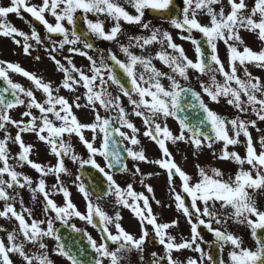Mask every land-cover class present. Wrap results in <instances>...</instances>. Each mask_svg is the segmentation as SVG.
Segmentation results:
<instances>
[{
  "label": "snow or ice",
  "instance_id": "obj_1",
  "mask_svg": "<svg viewBox=\"0 0 264 264\" xmlns=\"http://www.w3.org/2000/svg\"><path fill=\"white\" fill-rule=\"evenodd\" d=\"M126 2L134 8L136 15L126 11L117 0H42L40 5H29L28 0H10V6H0V37L11 38L16 45L22 47L25 55L31 54L30 41L42 43L34 28L31 35H28L8 23L9 14L15 13L22 19L20 13L23 11L42 24L48 34L62 36L63 39L58 44L59 49L69 46L67 50L70 54L85 57L89 61L90 71V74H86L77 68L69 57H65L68 65L66 67L56 59L55 55H52L57 51V42H51L52 48L47 49L50 53L49 58L56 64L57 71L64 75L60 87L68 91H75L78 86L83 87L86 90L84 94L86 103L81 105L79 103L81 97L77 96L73 103H69L65 97L55 94L59 88L54 89L51 83L44 82L41 77L24 70L18 64L0 60V81H3L5 85L0 87V132L4 133L3 139H0V165H2L0 166V201L4 202L3 210H0V218L14 219L17 222V226L12 231L0 227V232L7 233L6 241L0 240V264H14L13 255L20 258L21 264H55V261L50 258V250L44 242L45 238L56 241L55 249L51 250L54 255L65 258L69 264H83L60 242L53 218L31 219L29 222L25 217L27 215L31 218L32 211L24 207L22 199L19 201L21 211L16 210L14 204L18 193L11 195L9 190L15 192L16 189L24 188L33 194V199L37 194L43 196V210L45 213H54L55 220L66 224L70 217L75 216L101 231L102 242L99 244L91 236L87 237L89 245L96 253L93 264H103L105 259L109 260L110 264H121L127 253L132 250L142 252L149 236L146 225L152 227L156 241L164 249L163 256L152 253V264H164L165 261L167 264H178V261L173 259L172 253L183 249L200 254L199 261L189 258L187 264H204L205 260L209 264H217L213 256L201 247L205 241L198 231L200 226L213 235L219 252L222 253L226 246H231V251L228 253L229 264H264V237L258 234L264 232V210L258 207L254 195L264 190V137L260 139L262 150L257 153L249 131L251 127L259 132L257 120L264 121V83L258 77H253L246 67L247 64L254 63L256 67L264 68V49L254 52L247 46H244L242 51L238 48V45L244 44L240 35L241 30L256 33L258 39L264 42V0H254V5L250 9L246 0H227L229 6L227 13L222 0H182L183 7L180 15L169 17L168 22L181 33H187V35H181L180 39L187 40L194 46L195 61L188 58L183 47L174 42L169 32H161L158 28H153L150 22L143 21L145 9L166 14L174 0H126ZM214 5H221L218 12ZM78 12L83 15L77 17ZM200 12L209 17L207 25L199 22L197 17ZM46 13L54 18V24L49 23L45 18ZM89 13L98 18L95 21L88 19ZM99 16L109 17L114 21V25L105 31L104 22L99 19ZM78 20L83 21L86 32L77 31ZM121 21L130 25H139L150 33L146 36H129L127 46L120 44L119 50L125 60H121L109 50L107 57L101 54L98 63L97 59L89 55L87 51L76 47L83 43L84 49H92L91 43L82 40L83 36L89 34L104 41L118 42V37L123 34ZM65 22L71 26V30L65 27ZM194 31L201 34L200 40L193 37ZM220 41L227 47V70L218 56L217 43ZM154 44L160 45V51L155 55L146 54L148 47ZM133 48L139 49L142 54H135L131 51ZM36 59L39 60V57ZM153 60L160 61L170 70V73L158 70ZM238 67L243 68L244 79L238 76ZM138 68L141 70L137 71ZM117 69L131 85L130 88L118 78ZM189 69L201 76L212 74L208 84L201 82L199 85L203 95H206L211 102L219 103L220 98L223 97L227 104L239 113L245 114L251 109L256 119L243 120L239 116L226 119L212 111L202 99L201 93L181 84V79L188 81ZM10 72L25 77L34 89H26L21 84L13 82ZM217 73L223 77L222 83L216 80ZM165 79L168 81L167 87L161 82ZM112 85L119 89L122 96L127 97L128 103L132 106L131 113L127 112L122 105L121 95L114 96L108 91ZM34 91L44 94L43 102L37 100ZM9 93L12 99H6ZM183 100H188V103L182 104ZM97 105L105 112H114L115 115L101 116ZM20 106L26 109L22 117H27V121L13 120L9 115L10 110ZM82 106L91 108L94 114L92 123H81L73 113L74 107ZM186 108H199L204 113L203 118L197 124L189 123L187 117L179 118L178 113ZM33 109L39 112V117L33 115ZM130 115L141 119L145 128L143 135L158 145L161 158L148 160L143 149L135 150L134 147H126L124 151L134 162L152 163L165 170L173 193H175L174 179L179 177L182 182V191L187 198H190V204L186 205L185 198L180 194H175L174 200L177 210L182 211L190 225V239L182 238L180 242H177L175 237L167 235V230L177 226V222L158 223L148 197L143 193H137L132 184L121 188L113 175L105 171V168L97 164L95 160L96 156H101L108 169L119 165L121 171H128L127 164L122 162L123 157L116 147L117 142L114 136H119L122 141H127L132 146L140 144L137 136L139 129L130 121ZM168 118L178 120L179 134H173L163 122ZM56 122H59V126ZM114 124H118L119 127H115ZM205 124L210 127L211 134L203 130L202 126ZM8 125L17 129L15 136L7 131ZM229 127L232 135L229 134ZM122 128L129 129L131 135L122 131ZM85 130L93 133L92 141H95L98 136L101 137L99 147H95L92 141L85 138L83 134ZM24 133H34L39 141L48 145L50 153L57 158V164L45 167L33 162L30 159L32 145H27L23 141ZM73 135L78 137L87 149L89 154L87 160L77 156L71 143L65 142V136L70 138ZM241 136L246 141V155L243 158L237 152L228 150L229 146L240 143ZM9 141L19 146V152L15 157H12L8 150ZM167 142L172 144L184 142L197 151L203 147L211 149L214 143L222 142L223 148L218 159L233 161L240 166V170L234 178L229 177L228 180H224L223 173L218 169H211L212 175H208L206 169L197 165L199 180L192 183V177L174 162ZM64 157H68L74 163L79 162L81 168L90 165L103 174L107 181V188L102 195L97 196V199L114 196L118 205L130 209L140 222L139 238L125 231L121 226L119 221L122 217L119 212L115 216H109L95 205L82 183L78 185V191L87 202L86 213L82 214L77 210L70 199V192L60 180V174L67 173ZM10 159H15L19 167L27 165L39 173L41 178L35 182V187L34 181L29 176L17 172L10 165ZM245 164L249 165L251 170H244ZM50 174L56 178L53 189L62 193L64 197L63 206H58L46 190L44 177ZM133 174H141L138 166L135 167ZM5 176L8 179H5ZM140 183L143 184V180ZM144 186L147 192H153L151 186ZM198 204L203 207L201 208ZM230 220L247 225L255 241V250L243 247L242 239L228 232L224 226ZM213 223L220 227L214 228ZM44 224L46 228L41 227ZM109 225L114 227L115 234L109 230ZM73 230L79 231L74 225ZM85 235L87 236V233ZM109 241L117 245L115 250H109L107 243ZM26 244L32 245L37 251L31 253L26 251ZM218 264H225L224 259L221 258Z\"/></svg>",
  "mask_w": 264,
  "mask_h": 264
},
{
  "label": "rangeland",
  "instance_id": "obj_2",
  "mask_svg": "<svg viewBox=\"0 0 264 264\" xmlns=\"http://www.w3.org/2000/svg\"><path fill=\"white\" fill-rule=\"evenodd\" d=\"M28 3H29V5H40L42 3V0H28ZM222 3H223V6L225 8V13H227L229 11L228 10L229 6L227 5V0H222ZM252 3L253 4H249L248 3L249 9L254 5V1H252ZM2 5L3 6H9L10 5V0H2ZM220 6L221 5H214L213 7L218 12ZM181 7H183V4L181 5ZM147 10L148 9L144 10V17H143V21L144 22H149V20H150L148 14H147ZM134 12H135V10L133 9L132 15H136V13H134ZM14 15L16 16L15 13H14ZM90 15L93 16V14L89 13L88 14V19H90ZM45 17H47L49 23H53V24L55 23L54 18L50 14L46 13ZM197 18H198L199 22L201 24H203V25H207L209 23V17L207 15H205L203 12L198 13V17ZM99 19L104 22L105 31H108L114 25V21H112L107 16H99ZM7 21L8 22L10 21V15L7 17ZM123 25L124 24L121 21L122 30L125 28ZM134 26H139V25H134ZM168 26H169V28L171 30L170 34L172 35L174 42L176 44L180 45L181 47H183V49L185 50V54L188 56V58L192 59V57H193L192 60L195 61V57L196 56H195L194 46L189 41L180 39L181 35H187V33H181L180 30L173 28L170 23H169ZM65 27L68 28L67 25H65ZM28 30H29V32H25V33L28 34V35H31L32 29H28ZM37 32H39V31H37ZM44 33L45 34H43L42 30L39 33V36H41L40 38H41V41H42L43 44L41 43V44L34 45L37 49L35 51H33L34 49H31V54L30 55H26L25 56L26 58L23 59L22 62L23 63L26 62L25 64L27 66L30 65L33 68V70L35 68H38V66H40V64L42 62H44V67H40L41 70L45 69V71L43 73H40L41 76L43 77L44 75H48V77H49L51 74H53V76L51 75V81L50 80H45L44 82L51 83V85H52V87L54 89L59 88V90L62 91L63 94H64L63 97L68 99L69 102L73 103L75 101V98L77 96L81 95L80 104L84 105L86 103V101L84 99V94H85L86 90L83 87H79L78 86L75 91H68V90L63 89V88L60 87V85L63 82L64 75H63V73L57 71V66L49 58L50 53L47 50V49H51L52 48V43L51 42L54 41V40L51 39L46 32H44ZM149 34L150 33L148 31H145V30L142 29V32L135 33V34L132 33L131 35H133V36H146V35H149ZM192 35H193L194 38L201 36L200 33L195 32V31L192 33ZM240 35H241V38L244 41L243 45H238V48H239L240 51L243 50L244 46H247L248 48H250L254 52H259L260 50L264 49V42H262V41H260L258 39L256 33L241 30ZM56 42H57V51L55 53H52V55H55L57 60H60V62L62 64H64L66 67H68L67 62L65 60V57H69L72 60L73 64L77 68L83 70L86 74H90V71L87 70V69H89V61L85 57H83V59H82V56L75 55V54H70L68 52V50H67L69 46H65L64 49H59L58 44H59L60 40H58ZM150 47H152L151 49H155L156 48L154 45L150 46ZM40 49H42V55L44 56V57H42V59L40 58V54H41V50ZM217 49H218V56L221 59V61L224 63L225 68L227 70V66H228L227 47L224 45V43L222 41H220V42L217 43ZM138 51H139V49L137 50V53H138ZM169 51H171V50H169ZM14 52H17L19 54L24 53L23 50H15ZM146 54H147V52H146ZM149 55H155V51H152V53H150ZM36 57H39V60H37ZM81 60H84V61L87 60V62L85 61L83 63V62H81ZM246 67H247L248 71L251 73V75L253 77H258L261 80V82L264 83V68L256 67L254 63L247 64ZM140 70L141 69H139V68L137 69V71H140ZM161 70H162V68L160 67V71ZM237 74H238V76H240L241 79H244L243 68H239L238 67V73ZM211 75H212L211 73H209L208 75H204V76L199 75L197 77L198 81L194 80L192 82V84L196 83V84L200 85L201 82H203L205 84H208L210 82V76ZM15 79H17L18 83L21 84L22 86H24L25 88L26 87L34 88V86L31 84L30 81H28L26 78H24V77H22V76H20L18 74L16 75ZM44 79H47V78H44ZM216 80L218 82L222 83L223 82V77L220 76L217 73L216 74ZM233 87H235V85H233ZM59 95H61V94H59ZM242 99H246V98L242 97ZM205 100H207V102L209 104V107H210V109L212 111L216 112L218 115H220V116H222V117H224L226 119H233L235 116H237V113H238V115L242 114V113H239L235 108L229 106L227 104L226 100L223 97L220 98V102L219 103L211 102L208 97L205 98ZM222 103H224L223 107H222ZM98 111L100 112L101 116L105 115V114L103 115V110H101V108H100V110L98 109ZM250 111H251V109H249V111L247 113H250ZM85 112H87V114ZM91 112H92V110H91L90 107L86 108V107L82 106V107L78 108V110L75 109L74 114L77 117L81 116L82 122H84L86 120V117H90L92 115V114L90 115ZM109 115H115V113L113 112V113H110ZM105 116H108V115H105ZM135 118H136L135 116H131V115L129 116V119H130L131 122L134 121ZM92 119H93V117L91 116V119L88 118V120L85 121L83 124L92 123L93 122ZM255 119H256V117H254V120ZM166 122L169 124V129H170V131L173 134H179V131H180L179 125L175 124L174 119L168 118L166 120ZM257 128L260 129L259 132L256 131V129L251 128V127L249 128V131L253 132L254 138L256 137V139L264 137V121H258L257 120ZM123 131H125L129 135H131V131L129 129L123 128ZM142 131H144V130H142ZM90 133H91L90 131L85 130L83 134H84L85 138H86V136H88L87 139L89 141H92V138L89 135ZM229 134L232 135L230 127H229ZM186 135H188V134L186 133ZM98 138H100V136H98ZM66 139H67L68 142L71 143V145H72V142H73V146L79 140V138L75 137L74 135L72 137H70V138L68 136H66ZM144 139L145 140H140V141L144 142V141H147L149 138H144ZM239 139H240V143H238L237 145H234V146H229L228 150L230 152L231 151H235L240 156L242 155V157H245V155H246V150H245L246 149V141H243L245 139H241V138H239ZM252 140H253L254 144L256 142V144L258 145V147L256 146V149L258 150V153H259L262 150L260 141H256L254 139H252ZM100 141L101 140L99 139V142ZM125 142H127V141H125ZM180 143H183V145H180ZM170 144H171L172 148L175 150V151H173V150L172 151L174 152V154L177 157L178 161H180V162L177 163L178 166L183 171H185L187 174H189L191 176L192 175L193 176H199L198 169L196 167L197 165H199L200 167L206 169L207 171L210 170V171H208L210 173V175H212L211 169H213V168L214 169H218L219 171H221V170L224 171L225 170V168L222 167V165L224 163V160L218 159V156H219V154L221 152V149L223 148V143L222 142L214 143L213 147L211 149H209L207 147H203L199 151L195 150L194 148L190 149L189 147H187L190 144H186L184 142H178L177 148L171 142H170ZM127 145H130V144H128V142H127ZM83 147H84V145H83ZM132 147H134L135 150L143 149L144 152H145L146 157L148 158V160H155V159L161 158V153L149 141H148V144L146 146L143 143L142 146L141 145H137V146H132ZM186 149H188V152H186ZM73 150L75 151V147H73ZM190 152H191L192 156L190 155ZM213 153H215V155ZM173 159H175V157H173ZM66 160H67L68 164L71 163V159H69L68 157H66ZM134 163H136V167L138 166L140 168V170L142 171V174H140V176L146 177L148 185L156 187V192H159V194L156 193V195L159 196V197H157V199H158L157 201H159V204H157V202H156V204L153 205L151 207V209L156 208L158 210V212L161 210L164 215L166 214V212L169 213L171 205L169 204L168 201H165V198L163 196L165 194V192L168 191V189L166 188L167 184H166L165 178L162 179L161 177L158 176V174H161V172H158V171L161 170V168L158 165H155V164H152V163L134 162V161L131 160V164L134 165ZM231 164H234V162L231 161ZM133 165H130V167L133 166ZM31 174L34 175L33 173H31ZM130 176H132V175H130ZM229 177L230 176H226L223 179L224 180H228ZM232 178H234V176H232ZM60 180L63 182V186L65 188H67V190L70 192V194H71L70 199H71L72 203L76 206V208H80L78 206V204H77V203L81 202V197L79 195V191H78V189H76L77 185H75L74 183H71L69 181H67L65 183L62 178ZM193 183H195L194 180H193ZM138 185L139 186L140 185L143 186V184L140 183V182L138 183ZM52 191H51L50 194L55 199L54 198H51V199H53L54 202L58 201V199H60L62 201L61 204L63 206L64 197H63L62 193L56 192L53 188H52ZM249 191H251V190H249ZM254 195H255L256 202L258 204L260 203V200H261L260 196L264 200V190H261V195L259 194L260 196L258 194H256V193ZM76 201H77V203H76ZM86 203L87 202H85V204ZM80 204H83V203H80ZM259 205H260L259 208L261 210H264V207L261 204H259ZM97 206H99L101 208V210H103L107 215L113 216L111 207H107L108 203H106L105 201L99 202V204H97ZM198 206H200L201 208L203 207L202 205H199V204H198ZM84 209H85V212H86V205L84 206ZM173 210H174V212L176 214L180 215V213H179L180 211L178 212L175 208H173L172 210H170V213H169L171 219L175 217V215L173 213ZM205 219H207V218H205ZM74 220H75V216H72L71 217V221H74ZM82 223H84V220H82ZM119 223L123 224V226H122L123 228L126 227L123 218L119 221ZM127 226H130V232L139 233V226H138V222L137 221L132 220V223H130ZM225 226L228 227V229H227L228 232H230V233H232V234H234V235H236V236H238V237H240L242 239V241H243V245L242 246L243 247L255 250V246H254L255 243H253V241H252L253 239H252V236H251V231H250L249 228L245 229V227H247V226H238V228L241 231L242 235H241V233H239L237 231L236 228H234L235 224L233 226L230 221ZM132 227L134 228V230L132 229ZM213 227L215 228V227H220V226L215 225L213 223ZM109 228H110L111 232L113 234H115L114 227L112 225H109ZM234 229H236V231ZM137 235L138 234H136V236ZM204 241H205V243H202L201 247L204 249L205 252L208 253V249H209L208 247L211 246L210 243L213 242V240L211 238H208L207 240L205 239ZM34 250L37 251L36 248H34ZM226 250L230 251L231 250V246L230 245L227 246V249L224 248V251H223V254H225V255L227 254L226 256L228 258V252L229 251L227 252ZM49 255H50V258L53 261H55V264H68V263H65L64 260L61 257L54 255L52 253V251H50ZM135 255L136 256H134L135 257L134 261H136V264H152V259H153L152 252H146V254L141 252V253H137ZM146 255H149V256H146ZM199 257H200V254L194 252V259L199 261ZM140 258H142V259H140ZM123 261H124V259H123ZM103 264H110V261L105 259ZM204 264H209V263L207 262V260H205Z\"/></svg>",
  "mask_w": 264,
  "mask_h": 264
},
{
  "label": "flooded vegetation",
  "instance_id": "obj_3",
  "mask_svg": "<svg viewBox=\"0 0 264 264\" xmlns=\"http://www.w3.org/2000/svg\"><path fill=\"white\" fill-rule=\"evenodd\" d=\"M0 6H3L2 0H0ZM9 15H10V21L8 23L12 24V26H15L17 29H19L23 32H25V30L28 31V29H31V27H35L34 24H36V27H37L36 29H39V30L41 29L44 32H46L44 26L42 24H40L39 22L34 23V19L28 13L21 11L20 16L23 17L22 19L19 18L17 15L15 16L14 13H11ZM65 25H67L66 22H65ZM67 26L70 28L69 25H67ZM69 30H71V29H69ZM92 36H93L94 40L97 42V44H99L101 47H103L106 51L109 52V50H111V52L115 53L114 50L116 49V44L114 42L104 41V40L97 38L94 35H92ZM77 46H79L82 49L83 43L78 44ZM87 52L89 55L93 56V58L97 59V62L99 63V59H100V56L102 54L100 51L87 49ZM117 57L120 58L121 60H125L124 55H122V57L120 55L119 56L117 55ZM0 60H2L1 57H0ZM15 60H18V59H15ZM106 62H108V61H106ZM190 73L193 75V70H190ZM9 75H10V78L13 80V82L18 83L17 79H15L16 78L15 73L10 72ZM183 81L184 80L181 79V83H183ZM162 83H164V81H162ZM165 87H167V86H165ZM26 89H29V88L26 87ZM108 91H110L114 96L121 95L119 92V89L116 88V86H114V85L110 86L108 88ZM34 94H35L38 101L43 102L44 94L42 92L34 91ZM121 103L124 107H126V105L128 104L127 97H124L121 95ZM25 110L26 109L23 106H20V107H17V108L10 110L9 115L11 116V118L13 120L23 119L24 121H27L28 120L27 117H22V113ZM33 115L39 117V112L37 110L33 109ZM56 125L59 126V122H56ZM7 130H12L13 134H16V131H17V129L11 125L7 126ZM8 132L10 133V131H8ZM34 136H36L34 133L22 134V137H24V139H26L27 141H30ZM3 137H4V133L0 132V139H3ZM33 141H36V142L32 144V149H33L32 152L33 153H32V155L30 154V159L31 160L33 159L32 160L33 162H34L35 158L41 159V161L38 163L44 165L45 167L55 166L57 164V158L53 154L50 153V149L48 148L47 152L43 153V151L41 150V143H39L40 142L39 139H36ZM8 150H9L11 155H15L16 154L15 151L17 150L16 144L9 145ZM44 160H46L48 163L46 164ZM9 163H10V165H12L15 168V170L17 172H20V173H23L24 175L29 176L34 181L33 186L35 187V182H37L41 178L39 173H37L34 169H28L29 166H27V165H25L24 167H19L17 165V161L15 159H10ZM0 166H2V165H0ZM78 168H79V164L77 165L76 163L73 162L72 166H71L72 170L70 171V173H69V170L67 169V173H61L60 174V179L62 178L64 180V182H66V176L69 175L71 183L78 182V180L76 179L78 177ZM31 173H33L34 175H32ZM4 178L8 179L7 176ZM44 179H45V183H46V188L51 187L52 185H54L56 183V178L54 175L50 174L47 177H44ZM127 179H124V178L120 179V180H118V183L124 184L127 182ZM179 180L180 179L178 177L174 180L173 187L175 188V193L172 192L171 187H166V188H170V191L165 192V194L163 195L165 198V201H168L169 204L171 205L170 210H172L173 208H175L177 210L176 202L174 200L175 194H180L183 198H185L186 205L190 204V198H187L186 194L183 193V191H182V187L178 185ZM119 186L121 188H126L127 185H119ZM9 192L11 195H16L18 193L17 200L18 201H20L21 199L23 200L24 207L28 208L32 211V216H34L35 212H36V219L45 220L46 218H53V224H54L55 229L58 227V225L62 224L60 221L54 219L55 214H53V217H51L50 212H48V213L44 212V210H43L44 209V203H38L37 205H35V203L33 201H31L33 199V194L27 188L16 189L15 192H13L12 190H9ZM136 192L137 193H143L145 196H147L149 199L150 206L155 205L157 200H158L157 197H159L156 195V193L159 194V192H156V189L152 193L147 192V190L140 191V192L136 191ZM108 198H109V204H110V207L112 209L113 216H115V214L117 212H119V214L122 216V218L125 222V225H126V227L124 228L125 231H127L128 233H130L134 237L139 238V236L141 234L135 233V232L134 233L130 232V226H127L130 223H132V220L137 221L140 225L138 218L134 215V213L130 209H126V208H123L122 206L118 205L115 201L114 196H109ZM140 204L142 206V201L140 202ZM14 206L18 212L21 211V205L19 202H15ZM0 210H1V208H0ZM155 210L157 212H155ZM155 210L153 208L152 212L157 217L158 223L162 224V223H171L173 221L177 222V226L171 227L167 230V233H166L167 235H171V236L175 237L177 242H180L182 238H184V239H190L191 238L190 225L188 224L187 218L183 215L182 211L179 212L177 210L180 213V215H179V214H176L173 210L175 217L171 219L170 215H169L170 210H169V213L166 212L165 215L162 213L161 210L159 212L156 208H155ZM26 217H27V215H26ZM28 219L31 220L33 218H28ZM76 222H78V224H79L78 218H76ZM230 222H232V221L230 220ZM16 226H17V222L15 221L14 222V228ZM88 226H89V224L85 221L84 227H85L86 231H88L89 236H91V238H93V239H95V238L98 239V240H96V239L95 240H96L97 244H99L98 243L99 234H98L97 228H93V227L89 228ZM121 226H123V224H121ZM0 227H2V218H0ZM41 227L46 228V224L41 225ZM146 228H147V231L149 232V236L146 239V243L143 246L142 252L145 254H146V252H152V253L155 252L158 256H163L164 255L163 246L160 245L156 241L152 227L150 225H146ZM132 229L134 230L133 227H132ZM136 234H138V235L136 236ZM210 237L212 238L213 235L211 233H208L206 238H210ZM51 241H52V239H50V238H45V240H44V242L47 244L49 250L51 249L50 248ZM152 241H154V242L152 243ZM31 247H32V245L26 244L25 245L26 251H28L30 253L36 252ZM116 247H117V245L111 244V247L109 248V250L110 251L115 250ZM137 253H141V252H138L136 250H132L131 252L127 253L124 261L123 260L121 261V264H136V261H134L135 260L134 256H136L135 254H137ZM147 256H149V255H147ZM172 256H173L174 260L178 261V264H187V261L189 258L194 259V251H191L189 249H183V250H180L178 252L174 251L172 253ZM12 259H13V261H15L14 264H21V260L17 256L13 255Z\"/></svg>",
  "mask_w": 264,
  "mask_h": 264
},
{
  "label": "water",
  "instance_id": "obj_4",
  "mask_svg": "<svg viewBox=\"0 0 264 264\" xmlns=\"http://www.w3.org/2000/svg\"><path fill=\"white\" fill-rule=\"evenodd\" d=\"M86 40L88 43H91L93 46H95L93 41H91L87 35H86ZM186 103H188V100L182 101V104H186ZM178 116L179 118L187 117L189 123L197 124L203 118L204 113L199 108H195V109L186 108L183 112H180ZM202 127L205 132L211 134L210 127L207 124L203 125ZM117 146L118 145L116 144V147ZM117 149L120 150L118 147ZM120 153L121 156L123 157L121 151ZM117 168H120V166L118 165ZM94 170L95 169L90 166H85L82 170V174L87 180L90 181L91 174L96 172ZM106 188H107L106 184H100L99 187L96 185L93 186L91 190L93 193L99 191V194H103ZM258 234L264 237V232H260ZM59 237L61 243L65 245L66 249L69 250L73 255H76L83 262V264H93L95 259L93 249L91 248V246L89 245L88 241L86 240L85 236L82 233L75 230H71L68 227H64L59 231ZM218 255L219 252L215 250L212 256L215 260H217Z\"/></svg>",
  "mask_w": 264,
  "mask_h": 264
}]
</instances>
